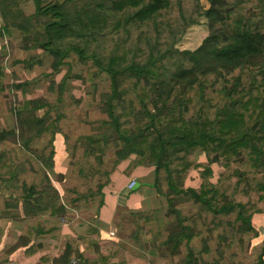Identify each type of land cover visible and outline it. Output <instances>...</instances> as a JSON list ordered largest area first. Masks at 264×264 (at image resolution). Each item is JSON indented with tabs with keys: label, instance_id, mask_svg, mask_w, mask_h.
I'll return each instance as SVG.
<instances>
[{
	"label": "trees",
	"instance_id": "obj_1",
	"mask_svg": "<svg viewBox=\"0 0 264 264\" xmlns=\"http://www.w3.org/2000/svg\"><path fill=\"white\" fill-rule=\"evenodd\" d=\"M28 1L0 0V36L17 37L26 42L23 49L52 56L53 72L75 53L105 73L110 92L103 95L107 119L102 123L107 127L86 136L87 157L105 161V149L113 143V167L134 155L133 167L153 172L152 182L141 181L167 201V219L156 211L130 212L136 223L134 241L143 240L142 227L155 222L157 235L148 229L144 238L154 245L151 254H162L166 264H264V239H259L255 220L264 214V59L256 64L247 60L250 46L264 45V0H30L33 10L24 14L22 4ZM202 20L208 32L201 43L194 49L177 47L188 28ZM2 77L0 72V89ZM30 103V108H16L25 131L44 119L28 123L20 114L49 106L45 101ZM47 130L50 151L40 162L43 177L38 184L23 183L19 194L9 193L13 202L3 208L16 210L11 219L31 222L23 226L18 243L0 255V264H8L9 254L20 246L30 255L44 242L60 239L64 246L59 255L48 252L37 264H150L144 254H124L118 263L113 242L96 243L105 184L96 188L97 204L85 203L93 218L71 224L89 193H80L69 205L65 189L49 177L55 175L57 124L27 135L11 134L28 149ZM7 135L0 132V140ZM200 154L202 159L197 158ZM215 166L222 168L216 179ZM2 167L9 179L15 176L13 162L6 163L3 153ZM181 201L197 205L200 216L211 217L204 224L210 227L208 233L216 234L214 249L210 235L201 237L197 220L177 207ZM67 222L72 232L60 235ZM195 237H200L199 247L192 245ZM232 245L238 251L225 257L224 249Z\"/></svg>",
	"mask_w": 264,
	"mask_h": 264
},
{
	"label": "rangeland",
	"instance_id": "obj_2",
	"mask_svg": "<svg viewBox=\"0 0 264 264\" xmlns=\"http://www.w3.org/2000/svg\"><path fill=\"white\" fill-rule=\"evenodd\" d=\"M22 7L23 13L29 14L32 12L34 5L29 0L27 3L22 4ZM207 32V26L202 20L199 24L188 28L185 35L177 43V47L180 49H194L201 43ZM15 35H18V33L16 32ZM25 44L24 40H20L17 37L0 36V72L3 73L2 88L0 89V132L5 131L8 133L4 140H0V154L3 153V160L6 163L13 162V170L16 172L15 176L9 179L10 175L6 171V167L0 168V213L4 210L3 208L7 203L13 202L9 193H21L23 183H39L43 177L40 171V162L47 157L50 151V146L48 145L51 137L50 130L44 131L40 136H36L28 149L23 147L22 142L12 135L11 132L15 131L17 135L23 132V135H27L28 132H34L36 128L45 127L52 122V124H57L60 130L59 133H61V135H57L59 141L56 140V143H53L54 156L56 155L57 160H61L54 165L55 175L49 174V177L54 184L57 186L61 185L62 189H65L64 198H67L69 205L71 204L69 201L75 196H79L80 193H89L87 202H81V211L77 212L75 219L71 222V224L77 225L78 221H89L87 218H93L94 212H88L86 204L98 203L99 195L95 193L98 184H105V187L109 186L105 189L108 192L112 188L110 183L112 174L114 184H124L126 177L130 175L133 169L136 159L133 155L129 158V161L123 162L122 165H116L114 168L116 147L113 143H109L105 149V161H101L98 156L87 157L86 149L89 143L86 136L96 135L107 127L106 124L103 125L102 123L107 119V114L103 111V95L110 92V81L106 74L98 72V68L91 60L81 61L75 53H71L64 60V64L58 72H53V57L44 53L41 49H23L22 45ZM260 59H264V53L251 52L247 60L256 64ZM64 76H67V78L64 83H61ZM128 97L129 95L126 98ZM29 100L45 101L49 103V106L40 108L33 113L25 114L22 112L20 114L21 119H26L28 123H31L34 118L39 116L44 119L43 123L35 125L30 131H25L24 128L21 129L16 108L18 106L30 108L33 104L27 105ZM48 107L49 110L47 112ZM55 138L56 134L54 140ZM58 155H64L65 157L62 159ZM197 158L202 159L203 156L200 154ZM221 171L222 168L220 166L214 167L215 179ZM144 185L147 184L140 179L133 188L134 190L136 189L135 194L141 197L138 207H144L151 202L154 207H144L141 211H156L157 216H166L164 215L167 212L165 197L153 195L155 201H150L148 198V193L150 192L144 191ZM165 186V181L162 180L161 187L163 190H165ZM177 207L181 209L184 216L197 220L196 228L201 230V237L210 235L211 246L214 249L216 234L208 233L207 229L210 227L204 224V221L211 220V217L206 218L205 214L200 216L198 206L191 202H178ZM15 214L16 210L13 207H8L3 211L2 215L0 214V228L2 230L0 246L5 245L2 247L3 251H7L18 243L19 237L17 238V236L21 226L31 222L30 220L11 219L10 217ZM167 218L169 217L166 216L165 219ZM135 224L132 222L130 212L125 207H119V216L116 215L112 221L114 227L112 229L115 233L114 238L117 240L113 246L117 249L118 263L124 259V254H144L150 264H166L161 262L162 254L160 256L151 254L150 251L154 245L149 241L146 242L144 238L148 229L157 235L159 230L157 223L154 222L143 226V230L140 233L143 240L140 241L138 239L136 242L134 241ZM225 226L227 230H231V225L225 224ZM71 227L67 222L62 230H69ZM4 231L7 233L5 236ZM149 236L147 235V237ZM163 238L164 236L160 240ZM199 240L200 237H195L192 240V245L199 247ZM53 242L50 243L55 246ZM57 242V244L60 242L64 243L61 239L57 240ZM224 251L226 252V257L231 253L237 252L238 249L236 245H232L229 251H226V249ZM8 264L16 263L15 261H9Z\"/></svg>",
	"mask_w": 264,
	"mask_h": 264
},
{
	"label": "crops",
	"instance_id": "obj_3",
	"mask_svg": "<svg viewBox=\"0 0 264 264\" xmlns=\"http://www.w3.org/2000/svg\"><path fill=\"white\" fill-rule=\"evenodd\" d=\"M249 51H252L253 53L255 52H261L264 53V45L262 47H255V46H250L249 47ZM61 135V133H56V138L54 140L53 143H56L55 141L58 140L59 138H57V135ZM59 156V155H58ZM60 158L63 159V156H59ZM54 160V165H56V163L58 161H60L61 159L57 160L56 155L53 157ZM122 165V163H121ZM63 173V172H61ZM153 172L152 169H144L141 167H133L132 171L130 172V175L128 177H126L125 179V183L124 184H114L112 183V188H110V190L108 192H106L105 189H107L108 187L104 188V193H105V202L104 205L100 208L99 214L97 216V225L100 227V232H99V238L96 239V243L97 244H103L104 242H113L115 243L116 238L114 237H109V233L111 231H113L112 228V221L113 218L115 216L116 213V209L119 207H125L129 212H136L139 210H142L144 207H154V204H152L151 202L149 203V205L146 206H139V201H141V197L138 196V194H135V190L134 189H128L127 188V183L130 179H135L137 182L138 180H144L145 182H152L153 180ZM144 191L146 192H150L148 193L149 195V199L150 201H155V198L153 197L156 196L158 197L159 195L157 194L156 190L154 187L149 186V185H144L143 186ZM257 219V221L259 222V230H260V240L264 239V214H260L258 215L255 220ZM22 227L20 228V231L18 233L17 238L19 237V239L24 235L22 232ZM5 232V231H4ZM71 229L69 230H63L61 231L60 235H65V233H71ZM7 233L5 232L4 236ZM3 235V234H2ZM52 241H47L43 244V247L41 250L30 254V255H26L25 253V248L26 246H20L18 248H16L15 250H13L9 256H8V260L10 262H14L16 264H37L39 261V258L45 254H47L48 252H50L52 254V256H58L59 252L61 250V248H63L64 243H59L57 241H54V244L50 243ZM50 243V244H49ZM5 246V245H3ZM0 246V255L5 252V250L3 251L2 247ZM6 248V247H5ZM89 257H92V255L88 254Z\"/></svg>",
	"mask_w": 264,
	"mask_h": 264
},
{
	"label": "built area",
	"instance_id": "obj_4",
	"mask_svg": "<svg viewBox=\"0 0 264 264\" xmlns=\"http://www.w3.org/2000/svg\"><path fill=\"white\" fill-rule=\"evenodd\" d=\"M136 184H137V182L135 179H130L127 183V188L131 190L136 186ZM114 235H115L114 231H111L109 233V237H111V238L114 237Z\"/></svg>",
	"mask_w": 264,
	"mask_h": 264
}]
</instances>
